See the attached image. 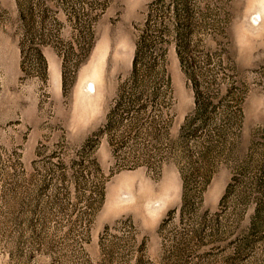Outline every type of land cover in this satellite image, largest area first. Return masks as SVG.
Segmentation results:
<instances>
[{
    "label": "rangeland",
    "instance_id": "obj_1",
    "mask_svg": "<svg viewBox=\"0 0 264 264\" xmlns=\"http://www.w3.org/2000/svg\"><path fill=\"white\" fill-rule=\"evenodd\" d=\"M0 264H264V0H0Z\"/></svg>",
    "mask_w": 264,
    "mask_h": 264
},
{
    "label": "trees",
    "instance_id": "obj_2",
    "mask_svg": "<svg viewBox=\"0 0 264 264\" xmlns=\"http://www.w3.org/2000/svg\"><path fill=\"white\" fill-rule=\"evenodd\" d=\"M35 11H36L35 8L32 9L29 6H27L25 8L24 13L26 12L29 15V17H30V20L28 19L29 21L33 20V18L35 17ZM185 12H186V9H185ZM178 22L180 23L179 20H178ZM178 22H177V24H178ZM34 24H35V22H34ZM39 24H41V23H39ZM146 52L148 53L149 58L151 60V63L149 62V64L146 63V62H143V60L147 57V53ZM36 55L39 58L42 57L40 51H38V50L36 51ZM155 60H159V58L155 54V50H153V46L151 45V43L150 42H148V43L144 42L143 45H141V41H140V43L138 45L137 52H136V56H135V59H134L132 78L133 79H136V81L138 83L141 82L140 81L141 76L137 72L138 65L139 66L141 65L142 66V69H144V68H146L148 66H150L149 68L156 67Z\"/></svg>",
    "mask_w": 264,
    "mask_h": 264
},
{
    "label": "bare ground",
    "instance_id": "obj_3",
    "mask_svg": "<svg viewBox=\"0 0 264 264\" xmlns=\"http://www.w3.org/2000/svg\"><path fill=\"white\" fill-rule=\"evenodd\" d=\"M93 86L92 85H90V88H92Z\"/></svg>",
    "mask_w": 264,
    "mask_h": 264
}]
</instances>
